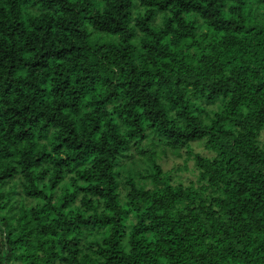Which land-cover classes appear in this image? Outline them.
I'll list each match as a JSON object with an SVG mask.
<instances>
[{
    "label": "trees",
    "instance_id": "1",
    "mask_svg": "<svg viewBox=\"0 0 264 264\" xmlns=\"http://www.w3.org/2000/svg\"><path fill=\"white\" fill-rule=\"evenodd\" d=\"M0 264H264V0H0Z\"/></svg>",
    "mask_w": 264,
    "mask_h": 264
},
{
    "label": "rangeland",
    "instance_id": "2",
    "mask_svg": "<svg viewBox=\"0 0 264 264\" xmlns=\"http://www.w3.org/2000/svg\"><path fill=\"white\" fill-rule=\"evenodd\" d=\"M192 149L195 153H200L202 155H208V153L204 150L203 146L200 143H193ZM160 164L162 165L164 170H172L177 165L181 166L182 158L177 157L176 155H173L169 151H166V154L160 155ZM174 173H175V175H179L182 180H186L187 178H191V175L189 173L184 172V171L179 172V171L175 170Z\"/></svg>",
    "mask_w": 264,
    "mask_h": 264
}]
</instances>
